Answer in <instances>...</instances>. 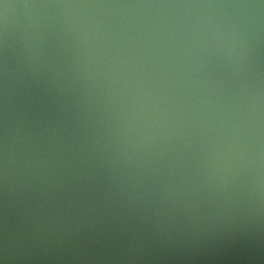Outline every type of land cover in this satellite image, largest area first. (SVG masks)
I'll return each instance as SVG.
<instances>
[{"label": "water", "instance_id": "obj_1", "mask_svg": "<svg viewBox=\"0 0 264 264\" xmlns=\"http://www.w3.org/2000/svg\"><path fill=\"white\" fill-rule=\"evenodd\" d=\"M0 264H264V0H0Z\"/></svg>", "mask_w": 264, "mask_h": 264}]
</instances>
